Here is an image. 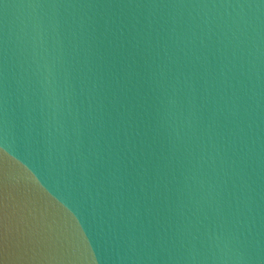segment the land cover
Segmentation results:
<instances>
[{"label": "water", "instance_id": "water-1", "mask_svg": "<svg viewBox=\"0 0 264 264\" xmlns=\"http://www.w3.org/2000/svg\"><path fill=\"white\" fill-rule=\"evenodd\" d=\"M0 264H264V0H0Z\"/></svg>", "mask_w": 264, "mask_h": 264}]
</instances>
